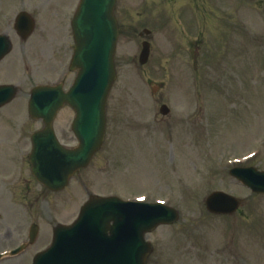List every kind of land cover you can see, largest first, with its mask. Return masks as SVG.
<instances>
[{"label": "rangeland", "instance_id": "374dc122", "mask_svg": "<svg viewBox=\"0 0 264 264\" xmlns=\"http://www.w3.org/2000/svg\"><path fill=\"white\" fill-rule=\"evenodd\" d=\"M32 1L38 3V1L51 0ZM79 1L63 0L57 12L46 13L41 17V22L37 13L39 10H33L35 12L33 15H36L38 20L32 34L39 39V42H36L32 36L31 41L22 40L14 29L15 20H12L14 18L12 13L23 5H19L9 13L8 8L13 7L18 0H0V11L3 10L4 13H0V33L8 32L11 35L13 50L9 58L0 65L6 66L4 70L9 76L2 78V81L8 84L11 82L16 86L17 102L19 101L14 107L11 104L5 109L17 114L14 119L18 118L26 122L28 111L23 101L29 99L31 88L35 84L50 83L56 76H60L65 81L66 87L72 83L75 73L69 72L68 67L74 40L69 20L71 13L72 16L75 14ZM140 1L144 3L148 0ZM256 5L258 11L254 10L257 8ZM226 7L228 11L224 10ZM202 8L207 9L205 13L208 16L209 26L205 31H201V41H199L201 59L198 62V74L193 73L194 67L186 62V56H180L183 51L177 50L176 54L173 49L182 43L180 34L176 35V39L169 34L168 42L161 37L156 42L154 61L157 60V56L160 57L165 52L167 54L168 50L176 55L168 62L166 59L162 61L165 67L163 70L168 69V73L162 74L165 79H154L155 82L162 81L164 84L163 89L158 90L161 91L157 96L160 102L151 97L154 83L150 84L146 78L137 77L133 67L124 64L125 73L121 72L122 77L118 78L108 102V126L102 147L103 153L98 155L87 173L91 175L99 171L96 174H102L105 182L101 188H98L99 192L105 188L104 191H111L122 198L145 192L152 196H173L170 205H174L179 210V221L167 226L161 225L148 234V238L154 244L150 256V261L154 264H174V260L175 264H178V258L188 254L192 257V253L194 257L201 256V252L205 251L204 246L213 250L211 251L215 255L213 264H228V262L264 264V226L258 235L262 239L251 241L256 235L245 231L244 219L234 214L228 219V215L217 216L209 213L204 203L205 195L214 189L230 192L236 196L245 194L246 191L241 190L242 188H236L231 184L226 159L255 148L258 139L264 135V0H210V4ZM209 8H211L210 12ZM247 9L248 11L244 13ZM214 10L216 13L228 12V30L233 27L232 31L234 29L239 31L232 40L228 31V53L225 56H216L217 50L214 46L217 44L216 40L214 41L216 25L211 14ZM128 11L132 14H127L125 9L120 12L124 16L123 22L131 21L137 8L132 5ZM48 16L50 17L47 18ZM237 21L240 25L234 27ZM243 26L245 30L240 32ZM252 35L253 37L249 38ZM254 37L258 43L257 47L252 45L255 48L250 46ZM41 41L46 44L44 52L41 51L42 47L38 46L40 49L38 50L33 45L37 43L42 45ZM128 41L129 37L126 33L122 38L121 46H126ZM126 47L125 51V48L121 50L123 57L120 64L129 51L136 50L134 44ZM36 50L38 52L35 53ZM30 52H34L33 57L30 56ZM56 63L64 66L66 70L64 74H61L63 70ZM12 65L15 67L12 68ZM24 67L29 73L24 71ZM31 67L36 70L34 74L30 70ZM163 101L167 102L172 110L171 131L174 141L170 144L164 141L160 145L151 147L150 141L153 138L147 136V132L141 130L139 126H144L142 122L151 123L157 120L155 114L159 112V105ZM12 113L9 112L5 118H10ZM73 118L72 110L65 108L57 117L55 124L59 128L57 130L60 136L65 134L64 140L70 144L76 141L69 130ZM174 121H179L177 126ZM155 123L161 125L158 120ZM16 124L22 129L23 124ZM179 124L186 127L189 139H186L185 134L176 128ZM128 125L140 131L130 139L135 143L128 141L127 146H123L121 142L127 140L125 136L131 133ZM39 126L38 122L33 121L24 128L20 138L23 142L17 148L22 155L24 153L26 156L31 151L30 148L27 149V139ZM180 152L182 156L177 155ZM3 169L6 174L11 173L9 164L6 163ZM70 188V194H65L67 204L63 199H54V196L46 199L49 202L57 201L67 205L66 208L59 209L58 204H53V213L62 220L68 219L70 215L71 217L76 215L77 204L80 199L83 201L86 198V196L81 197L82 192L79 188L76 189L74 185ZM109 193L105 192V194ZM150 201L152 200L149 199L148 202ZM244 204L245 200H243ZM262 204L264 206V197ZM256 208H247L246 205L248 221H254L252 217ZM4 209V206H0V210L3 211L0 212L1 218L5 217ZM38 209L42 214L40 201ZM45 219L50 220V217L45 216ZM262 222L264 221H258L259 225ZM243 232L245 241L239 247V236L243 235ZM176 234L179 236L173 239L171 251L167 253L166 248H169L162 241L169 240ZM193 236L196 241L194 238L191 239ZM168 246L171 244L168 243ZM2 248L4 246H0V249ZM176 248L179 250L178 253ZM171 252L177 255H173L172 261H170ZM183 253L186 254L182 255ZM164 254L168 256L166 261ZM180 264L191 263L183 261Z\"/></svg>", "mask_w": 264, "mask_h": 264}, {"label": "water", "instance_id": "95a60500", "mask_svg": "<svg viewBox=\"0 0 264 264\" xmlns=\"http://www.w3.org/2000/svg\"><path fill=\"white\" fill-rule=\"evenodd\" d=\"M104 2L83 0L81 3L75 19V36L78 46L74 57L75 66L81 69L80 74L67 95H64L61 91H53L56 98H59L60 101L65 100L76 106L79 118L82 117V111H84V106L88 102L89 95L100 93L99 106L103 109L109 83L113 79L112 56L115 41L114 32L116 35V30L112 16L113 5L106 3L105 0ZM90 24L94 25V27L91 26L89 28ZM109 39L113 42L111 46L108 43ZM43 91L47 92V90ZM56 108L51 113L50 110L37 112L33 104V112H37L38 115L43 113L48 125ZM101 116L104 124L103 113ZM101 131L103 132V126L100 128V133ZM90 133L94 134V136L87 143L90 148L86 150V154L80 152L78 159H72V157L68 158L64 152L56 148L58 155L66 157L67 162L60 165H46L41 160L45 152L39 150L40 144L47 140L46 137H42L47 135V131L43 132L42 138L35 146L34 154L36 156L32 158L38 178L51 187H58L62 184L66 177L64 174L84 163V159L88 158L95 150L94 145L99 141L100 137H95L97 129H93ZM90 133L87 131L88 136L91 135ZM82 140L84 142L83 138ZM82 148L84 149V146ZM36 157L39 158L38 161ZM135 207L131 204H107L106 200L92 202L85 208L84 221L75 228L65 231L67 238L61 240V244L58 245L51 257H46L39 264H67L70 259L62 256L66 249V243L77 248H96L100 252L103 248H113L108 251L106 257L108 264H134L137 262L141 264L139 248L144 249L142 235L162 218L148 215L144 211H131ZM141 208L145 207L141 206ZM89 209H94L95 212L87 213ZM110 221H113V225H109ZM107 231L111 232L112 237L105 235ZM117 248H119L117 252H114ZM134 255L138 256V259L134 260Z\"/></svg>", "mask_w": 264, "mask_h": 264}]
</instances>
